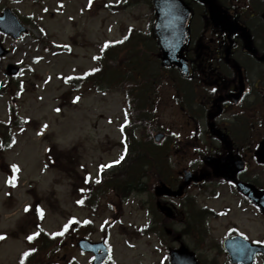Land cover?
<instances>
[{
  "label": "rangeland",
  "instance_id": "rangeland-1",
  "mask_svg": "<svg viewBox=\"0 0 264 264\" xmlns=\"http://www.w3.org/2000/svg\"><path fill=\"white\" fill-rule=\"evenodd\" d=\"M106 4L119 10H111ZM10 7L18 9L21 17L33 15L46 35L31 26L30 33L21 42L10 43L14 51L2 63L6 67L24 62L26 68L22 80L26 90L19 103L20 115L27 123L24 133L16 134V144L0 159V233L10 235V241H4L0 248V264H17L21 251L28 248L25 238L35 234L36 224L49 234H55L72 220L90 221L94 223L91 239L100 241L104 236L103 224L112 218L119 220L108 232L107 243L113 255L110 264H167V252L159 247L155 236L138 238L131 235L134 228L143 227L152 219L141 208V203H150L149 193L132 196L126 203L108 193L101 202V211L95 213L78 206L75 188L82 185L85 174L90 173L91 180L95 181L100 169L116 164L122 156L119 142L125 98L114 91L99 93L86 83H81L78 90L63 84L65 77L81 76L95 67L102 44L122 41L130 28H135L131 37L137 33L146 36L155 18L150 1L22 0L11 2ZM67 47L68 51L59 53ZM145 49L149 50L148 47ZM153 71L151 65L149 72ZM4 81L5 76L0 70V87ZM177 84L178 81L175 87L170 83L162 90L160 120H157L160 129L163 127L168 137L178 142L170 158L175 178L181 170L196 169L195 160L198 159L193 148L196 146L194 124L175 100L177 95L183 102L176 90ZM77 95L81 99L73 103ZM8 101V97L0 92V120L4 122L9 120ZM262 125L256 139L264 138V120ZM146 129V132L141 131V136L149 140L148 136L153 132ZM206 141L200 145L207 153L205 144L211 140L206 138ZM248 162L249 172L253 173H249L250 176L264 185V170L252 158H248ZM16 167L17 171L14 170ZM9 170L15 178L13 190L10 178L3 173H9ZM191 192L195 195L197 190ZM204 193L200 203H206L218 212L229 208L230 212L223 218L209 221L207 245L198 242L201 259L208 256L218 260V264H229L220 257L219 244L233 226L252 239L264 241V215L256 208L242 203L230 194L227 185L220 182L209 184V190ZM215 193L219 194L217 198ZM110 201L116 207L106 211L104 208ZM197 236V233L187 236V243L194 247ZM74 239L65 241L62 251L56 252L52 248V255L38 254V260L44 264H69L73 259L78 264H91V256L81 253L73 244ZM256 264H264V260L260 259Z\"/></svg>",
  "mask_w": 264,
  "mask_h": 264
},
{
  "label": "flooded vegetation",
  "instance_id": "flooded-vegetation-1",
  "mask_svg": "<svg viewBox=\"0 0 264 264\" xmlns=\"http://www.w3.org/2000/svg\"><path fill=\"white\" fill-rule=\"evenodd\" d=\"M3 4L0 6V15L3 13L5 7V0H0ZM234 15H237V11H233ZM257 39L255 40V46L258 51V56H251L248 53L244 51L243 44L241 42V39L237 38V42L235 44V47L232 51V54L230 55L229 59L225 57V52H220L219 49H214L213 52V58H218L221 62L220 66L230 68V66L226 63L229 60H237L238 58H246L252 60L253 63L259 62L258 57H261L264 55V34L263 32L258 31ZM6 41H14L12 37L1 34L0 33V42L4 44ZM203 45L200 44V51L203 50ZM227 47V45H226ZM202 54H200L198 57H200ZM259 64L261 66H264L263 63ZM254 65V64H253ZM219 66H216L215 69H218ZM204 73V74H203ZM200 72V75H204L205 78H208V75H212V83L216 85L215 88L211 90V93L208 94L207 97L203 96L202 99H200V95H198V140H197V150H198V159H196L197 162V168H196V173H203V174H209L207 181L202 182L196 186V189L199 188H208L209 189V184L214 182L215 179L211 175V171L209 167L207 166L205 160L208 156H213V157H223L227 154V150L224 147V145L218 140L213 138L212 136L209 135L208 131V126L210 125L209 121V116L212 115L215 112L214 107L217 105H221L222 110L221 113L215 117L214 123L216 126L224 132L228 139L231 141V144L233 145L234 149V155L236 156L238 152H241L242 150L244 151V155H252V152L247 153L250 151V136L246 134H240V132L244 131L246 123L248 122V119L250 116L249 115V110L251 109L252 105H257L260 104L262 107V110H264V77L263 79L259 78L261 86H258V84L255 82L253 83L252 87L249 83H247L246 79V86L249 87L246 90L245 95L242 97L239 105L242 103L243 108L240 110L238 108L239 105H236L232 100L223 98L221 101H219V98L221 96L226 97L228 94L236 92V81L232 75L228 74L225 71H218V70H212L208 71L207 73L205 72ZM220 75H225V77H220ZM220 84L222 85L220 87ZM251 88V90H250ZM203 101L204 105L201 103ZM236 111L239 113H236ZM243 112V113H242ZM264 114V113H263ZM247 116V117H246ZM201 127V129H200ZM242 128V129H241ZM206 138L211 139L210 143L205 144V147L207 149V153L203 150V146L200 145V142H207ZM264 142V139L260 141V143L257 145L259 149L262 147V143ZM237 145H236V144ZM258 154V151L256 152V156ZM239 157V155H237ZM236 156V157H237ZM240 181L247 182L249 181L248 174H242L239 177ZM209 182V183H208ZM219 182V180H218ZM200 196L196 197L195 199H190L189 201L184 200L178 207L183 213H188L189 206L194 209L196 212V221L198 222V211L204 210L207 212H211V208L203 207L205 204H202L199 202ZM201 206V207H199ZM209 221L206 219L204 221V226L205 228H209ZM183 224V222H181ZM238 233H234V235H237ZM198 235V231H197ZM171 236V235H170ZM210 237V234L207 233L203 238H204V244L207 245L208 239ZM182 238L185 239V235H182ZM182 241V240H181ZM222 248V247H221ZM219 251L221 252L222 249ZM194 252L196 255V258L198 260V236L195 241V247H194ZM205 259H202V262L204 264H218V260H211L208 256H205ZM221 257H224L225 259L227 258V255H222Z\"/></svg>",
  "mask_w": 264,
  "mask_h": 264
},
{
  "label": "water",
  "instance_id": "water-1",
  "mask_svg": "<svg viewBox=\"0 0 264 264\" xmlns=\"http://www.w3.org/2000/svg\"><path fill=\"white\" fill-rule=\"evenodd\" d=\"M209 6L210 18L215 26H219L222 31L242 30L237 24L229 22L222 15L223 11L219 9L213 0H201ZM155 7L157 11V25L156 33L162 48V57L165 65H177L182 71L184 76H188L187 61L184 58V50L187 42V25L190 19L191 11L189 7L182 0H155ZM13 21H15L13 19ZM231 24L233 27L229 26ZM249 39V37H248ZM211 132L219 136L226 144L225 136L211 126ZM161 138L158 136L157 139ZM264 160V157L262 158ZM217 176H223L229 180L234 181L236 174L243 168L242 163L237 161L231 154L224 160H218L211 164ZM198 182V177L186 174L185 186L190 185L192 182ZM240 186V185H239ZM183 188L178 191L172 192L165 185L157 188L156 195L163 194L180 197L183 195ZM240 190L253 201L264 212V191H259L251 185H242ZM160 206V204H159ZM167 216H172L173 212L170 208L161 207ZM98 245L92 244L88 241L81 242V248L84 251L97 252ZM97 247V248H96ZM225 248L230 255L233 263L239 264H254V258L259 251L264 253L261 247L253 246L240 238L231 239L225 242ZM108 254L103 252L96 260L95 264H103L106 261ZM173 264H197L194 257L182 247L180 250L172 254Z\"/></svg>",
  "mask_w": 264,
  "mask_h": 264
},
{
  "label": "trees",
  "instance_id": "trees-1",
  "mask_svg": "<svg viewBox=\"0 0 264 264\" xmlns=\"http://www.w3.org/2000/svg\"><path fill=\"white\" fill-rule=\"evenodd\" d=\"M151 39L153 38L138 35L135 39V41L137 40L135 44L123 47L122 51L121 49L119 50L118 47L108 48L103 52L97 70L84 79L83 82L86 83L91 89L97 91H106L119 88V83L124 75L130 79H134V77L137 78V76H132L133 72L140 73L141 71L145 72L149 70L147 62L148 54L147 52L139 51V49H145L147 46L145 41ZM117 59L118 61L114 62V64H111L113 60ZM9 138L10 140L12 139L11 136L8 137L4 135V139L6 141ZM144 148L145 147L139 148L133 168L130 170V174L126 177L127 179L125 180V183H123L118 176H115L112 173L106 177L102 185L97 187V192L100 193L102 190L105 192H108L109 190H115L119 193L121 198L125 199L130 195L131 192H133L131 189H127L129 185L141 186V178L147 175V172L145 171L146 168L156 164V161H158L157 156L153 157V154L150 156L148 154L150 150L145 151ZM154 148L156 150V147ZM156 175L158 176L157 173ZM118 186L122 188L119 189ZM90 189L96 190V188L91 187ZM42 242L45 246L50 245V240L47 238H44Z\"/></svg>",
  "mask_w": 264,
  "mask_h": 264
},
{
  "label": "snow or ice",
  "instance_id": "snow-or-ice-1",
  "mask_svg": "<svg viewBox=\"0 0 264 264\" xmlns=\"http://www.w3.org/2000/svg\"><path fill=\"white\" fill-rule=\"evenodd\" d=\"M59 110V109H58ZM13 167H15V166H13ZM13 180L15 179L14 177L12 178ZM10 183L12 182L11 180L9 181ZM68 226L67 225H65V228H67ZM4 237L3 236H0V239H3ZM33 237L32 236H29L28 237V239L29 240H31ZM25 255H27V254H25Z\"/></svg>",
  "mask_w": 264,
  "mask_h": 264
}]
</instances>
